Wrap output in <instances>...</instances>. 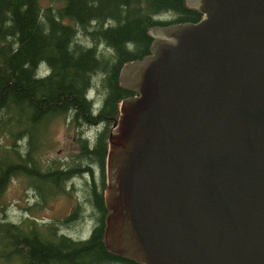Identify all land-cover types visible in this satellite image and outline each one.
Instances as JSON below:
<instances>
[{
  "label": "water",
  "instance_id": "1",
  "mask_svg": "<svg viewBox=\"0 0 264 264\" xmlns=\"http://www.w3.org/2000/svg\"><path fill=\"white\" fill-rule=\"evenodd\" d=\"M148 28L107 134L103 242L141 264H264V0Z\"/></svg>",
  "mask_w": 264,
  "mask_h": 264
},
{
  "label": "trees",
  "instance_id": "2",
  "mask_svg": "<svg viewBox=\"0 0 264 264\" xmlns=\"http://www.w3.org/2000/svg\"><path fill=\"white\" fill-rule=\"evenodd\" d=\"M200 17L185 0H0V195L11 177L24 175L36 199L21 222L0 219V264H139L106 248L104 221L75 238L67 232L71 223L58 229L37 216L36 205L62 188L64 177L57 170L46 175L34 152L56 116L76 113L95 127L89 117L101 108L96 117L112 123L121 99L134 94L120 84V68L150 51L148 28ZM78 35L92 44H80ZM97 81L106 92L101 101L89 96ZM107 133L108 126L80 156L84 162L103 166ZM89 188L103 215L101 190Z\"/></svg>",
  "mask_w": 264,
  "mask_h": 264
},
{
  "label": "rangeland",
  "instance_id": "3",
  "mask_svg": "<svg viewBox=\"0 0 264 264\" xmlns=\"http://www.w3.org/2000/svg\"><path fill=\"white\" fill-rule=\"evenodd\" d=\"M42 4L48 2V0H41ZM77 41L80 44H92V40L88 36H77ZM98 48L106 49L104 45L98 43ZM108 51V50H107ZM96 87L92 88V95L94 101L102 100V96L105 90L101 87V82L97 81ZM101 91H100V90ZM70 122L69 118L65 115L56 116L52 118L45 129V133L39 140L40 147L39 150L34 152V156L40 163V168L44 159H53L55 162L59 163L67 160L69 152L71 150L77 149V143L74 138V126ZM3 138H0L2 141ZM23 149L21 152L23 153ZM27 178L24 175H17L10 178L9 182L6 184L3 192L0 195V206H3V211H0V219L10 220L16 223L22 221L24 217H27L28 208L30 205L34 204L36 199L34 197V189L29 187L26 182ZM28 181V180H27ZM76 190L71 192H62L59 194L48 195L44 202H39L36 205L37 216L40 218H46L47 221L59 220L60 218L67 217L70 212H73V202L75 197L72 195ZM80 222H71L67 226V232L72 236L84 235V223L83 219ZM82 222V223H81ZM56 227L58 229H64V224L56 222Z\"/></svg>",
  "mask_w": 264,
  "mask_h": 264
},
{
  "label": "flooded vegetation",
  "instance_id": "4",
  "mask_svg": "<svg viewBox=\"0 0 264 264\" xmlns=\"http://www.w3.org/2000/svg\"><path fill=\"white\" fill-rule=\"evenodd\" d=\"M99 109L101 108H98L97 112ZM96 113H91L90 115L92 117L88 116L96 122L95 127L88 124V122H86L84 119L79 118V116L74 113L73 117L70 118V122L73 123V125H69L75 127L74 138L77 143V149L71 150L69 152L67 160L64 162L60 161L59 163H57L55 162V158H49L44 159L42 163L43 170L46 175L49 171L57 170L60 171L64 177L62 188H60L58 191L54 190V193L48 195H52L55 193L59 194L64 191L72 193L73 190H76L74 194H72L75 197L73 202V208H75V210L73 212H70L67 217H64L62 219L60 218L59 220H53L59 223H63V221H66L69 224L71 222H80L79 220L83 219L84 223H81L87 227V235H90L100 223H103L102 221H104L105 223V217L108 211L104 202V191L107 185L106 154L102 167L97 164L93 165L92 163L84 162L85 160L80 157L85 151H88L95 147V141H98L99 136L107 126L109 132L110 128L113 125V122L107 125V121L103 122L102 120L103 116L96 117ZM66 117L69 118V116ZM91 172L93 173V175H91ZM103 181L104 187L101 188ZM90 185L94 188L95 194L99 192V189L102 192V204L106 210L103 215L102 213L97 212V209L91 201V194L87 192V189L90 190ZM46 199L47 198H45L43 201H45ZM81 206H83L84 208L83 213H81L80 210ZM69 236L74 237L70 233ZM77 236H75V238ZM85 237L86 236L82 238Z\"/></svg>",
  "mask_w": 264,
  "mask_h": 264
},
{
  "label": "bare ground",
  "instance_id": "5",
  "mask_svg": "<svg viewBox=\"0 0 264 264\" xmlns=\"http://www.w3.org/2000/svg\"><path fill=\"white\" fill-rule=\"evenodd\" d=\"M44 67V66H43ZM93 88V87H92ZM130 90V89H129ZM89 91V90H88ZM93 92V91H92ZM92 103V102H91ZM98 103V102H97ZM97 103H95V104H97ZM140 264V263H139Z\"/></svg>",
  "mask_w": 264,
  "mask_h": 264
},
{
  "label": "clouds",
  "instance_id": "6",
  "mask_svg": "<svg viewBox=\"0 0 264 264\" xmlns=\"http://www.w3.org/2000/svg\"><path fill=\"white\" fill-rule=\"evenodd\" d=\"M90 95H92V94H90Z\"/></svg>",
  "mask_w": 264,
  "mask_h": 264
}]
</instances>
